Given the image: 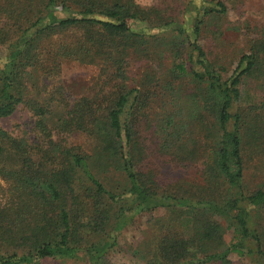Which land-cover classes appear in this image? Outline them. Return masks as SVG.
<instances>
[{
  "label": "trees",
  "instance_id": "1",
  "mask_svg": "<svg viewBox=\"0 0 264 264\" xmlns=\"http://www.w3.org/2000/svg\"><path fill=\"white\" fill-rule=\"evenodd\" d=\"M227 11L223 0H205L188 25L134 0H0V49L6 50L0 119L22 106L35 118L36 137L0 129V177L10 199L0 208V264L79 250L89 264H111L108 251L120 229L136 212L158 208L169 216L142 254L136 250L145 264H230L231 253H255L247 238L260 252L263 241L249 227L246 208L264 209V189L246 192L243 180L245 151L264 152V98L250 107L239 102L245 78H264V36L251 40L231 71L214 64L201 43L202 26L205 17L220 19ZM132 22L165 31L157 35ZM134 55L155 67L130 86ZM66 60L101 65L104 79L94 96L71 103L64 85L44 80ZM187 77L190 86L175 85ZM155 107L160 112L153 116ZM142 122L154 128L150 140L163 155L157 161L171 157L183 167L202 161L203 182L182 193L160 192L155 174L143 167L156 155L139 133ZM75 132L96 142L91 153L65 144ZM107 170L122 172V191L107 187L99 175ZM217 214L233 215L237 242H225Z\"/></svg>",
  "mask_w": 264,
  "mask_h": 264
},
{
  "label": "rangeland",
  "instance_id": "2",
  "mask_svg": "<svg viewBox=\"0 0 264 264\" xmlns=\"http://www.w3.org/2000/svg\"><path fill=\"white\" fill-rule=\"evenodd\" d=\"M134 1L143 7H155L162 15L175 21H180L179 23L183 22L186 18L188 25H192L198 16V9L201 8L205 0ZM223 1L228 6L227 13L220 19L205 17L206 22L202 26L201 43L208 58L214 64L225 66L231 71L240 56L248 52L251 40L255 39L256 36H264V0ZM131 24L135 28L142 27L146 30H151V33L157 32V35H163L165 31V28L160 26L151 28L152 24L150 23V26L146 23L140 24L139 22H132ZM5 53L6 50L4 48L0 49V57H3ZM153 63V60L134 55L128 66L129 78L127 81L130 86H135L137 84L136 80L138 81L140 76L146 71L152 72V69L155 67ZM161 67L166 77L169 69L164 65L163 61ZM103 79L104 75L102 74L100 64L66 60L62 63L59 74L55 73L53 77L45 78L44 80L50 81L49 83L51 85H64L67 88V94L72 103L77 98L94 96ZM174 83L175 85H181L182 83L186 87L190 86L193 82L187 77L181 79V81L176 80ZM241 92L242 96L239 106L250 107L262 101L264 98V78L260 79L255 76L245 78L243 85H241ZM157 109L155 107L150 114L155 116L160 112ZM136 118L135 120H137ZM139 118L142 121L144 120L143 116ZM34 125V116L22 106L17 109L14 115L0 119V129H5L14 136H26L29 139L35 138L36 140L35 133L33 132ZM138 130L141 136L147 137L146 145L148 151L156 155L152 163L143 164V167L146 171L151 170L155 174L159 182L160 192L164 190L173 193H182L185 189L203 182L205 164L202 161L191 164L188 167H183L177 160H171V157H167L162 162L157 161L162 160L163 155L158 154V147L150 140L154 128L142 122ZM66 137V145L79 146L86 153H91L94 147H96V142L87 134L75 132ZM245 155L248 167L246 177L243 180L244 190L251 192L259 188L264 189V152L255 153V149H247ZM99 175L105 184H107L108 188L122 191L127 185V181H125V177L120 170L102 171L99 172ZM8 187V182L0 177L1 209L10 204L9 192L7 191ZM224 192V187L221 186L218 191L219 195H222ZM246 210L249 227L257 230V233L263 241V246L259 250L260 252H257V242L247 238L245 241L246 246L254 248L255 253L250 256L231 253L229 256L231 260L230 264H264V209L258 210L254 208L249 210L247 207ZM167 216H169V210L167 208H158L153 212H136L135 217L130 223L120 229L115 239V245L109 248L107 256L108 262L111 264H145V260L140 257L141 255L139 256L136 253V250L139 248V254H142L143 249L141 246L147 245L150 242L149 240H152L154 237V233H158L159 229L165 226L163 219ZM231 218L230 216L215 215V219L225 229L224 240L227 244L235 243L238 240L235 233V220L231 221ZM114 236L116 235L114 234ZM105 239L110 240L109 235ZM113 239H111V243ZM11 248L6 247L4 251H13ZM18 251H21V249H18ZM75 254L72 256L57 255L56 257L41 259L38 262L34 261L30 264H89L84 250H79Z\"/></svg>",
  "mask_w": 264,
  "mask_h": 264
}]
</instances>
